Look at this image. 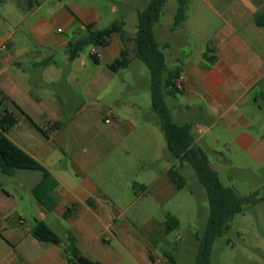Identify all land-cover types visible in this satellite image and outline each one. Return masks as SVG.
Here are the masks:
<instances>
[{"label":"crops","instance_id":"1","mask_svg":"<svg viewBox=\"0 0 264 264\" xmlns=\"http://www.w3.org/2000/svg\"><path fill=\"white\" fill-rule=\"evenodd\" d=\"M204 1L211 7L207 16L219 17L221 24L204 35L201 60L195 62L178 50L181 40L186 41L189 17L172 32L175 10L171 23L160 32L166 37L158 41L169 44L164 50L166 61L167 57L172 60L168 69L182 67L178 82L181 93L167 97L166 102L174 121L192 123L194 129L204 131L196 118L204 120L212 115L225 120L227 128L244 126L250 120L240 107L255 104L264 109V25L259 24L263 21L260 17L264 18V0ZM41 2L27 12L16 5L27 18L26 31L12 27L9 34L0 32V88L20 108L11 103L7 106L17 118L7 136L49 172L47 177L31 170L2 175L0 264H67L63 244L39 242L32 236L36 220L46 222L63 240L68 231L73 233L89 259L117 264L119 256L113 243H120L128 251L134 247L129 224L119 218L120 210L134 199L130 182L121 190L108 179L112 172L109 167L123 141L131 146L143 141L124 139L122 134L124 129L132 132L137 127L141 121L138 113L147 108L136 99L129 100V105L123 101L124 85L129 81L120 78L123 70L112 72L108 65L124 48L133 50L134 44L114 35L109 46L93 47L89 53L91 59L95 51L98 63L83 52L72 58L67 51L70 40L83 34L87 25L101 30L100 11L94 6L68 7L57 0L50 18L32 20L43 6ZM118 5L111 8L112 13L119 12ZM19 32L25 34L26 41L14 40ZM125 32L128 38L135 37L136 30ZM207 49L212 50L209 57H216L212 64L204 59ZM55 50L60 51L59 57L54 55ZM46 60L50 64L39 65ZM127 109L136 117H124ZM109 116L111 121L107 123ZM141 122L145 125L148 121ZM235 142L264 158L263 139L258 141L244 132ZM165 159L167 165L158 180L149 186L139 185L143 191H177L167 175L176 162L168 156ZM187 165L181 170L184 176ZM72 206L73 212L66 216ZM148 253L152 260L150 250Z\"/></svg>","mask_w":264,"mask_h":264},{"label":"rangeland","instance_id":"2","mask_svg":"<svg viewBox=\"0 0 264 264\" xmlns=\"http://www.w3.org/2000/svg\"><path fill=\"white\" fill-rule=\"evenodd\" d=\"M61 1L68 7L73 4L96 7L102 17L100 29L110 26L115 21H123L125 29L135 31L139 12L144 10L151 0ZM56 2L57 0L51 2L42 0L43 6L32 20L40 16L50 18ZM117 5L119 12L112 13L111 8ZM177 6V0H168L161 21L156 26L159 41L165 39L166 34L160 32L171 23ZM210 10L211 7L204 0H192L189 4L187 11L189 23L185 26V39L188 43L181 40V47L178 50L189 54L195 62L201 60L204 35L221 24L219 17L207 16ZM26 20V16L11 1L0 5V32L5 31L9 34L12 27L26 31L28 28ZM14 40L26 41L25 34L19 32ZM92 49L93 47H88L83 51L89 59ZM54 55L59 57L60 51L55 50ZM171 64L172 60L167 57V67ZM122 74L119 75L120 78L122 76L129 81L128 85H124L123 101L128 104L131 99L138 100L147 108L138 113L140 120L148 122L143 125L140 121L132 132L124 129L122 134L124 139L129 137L143 141L134 146L123 141L118 153L112 156V165L109 167L112 172L108 179L116 183L121 190L130 182L131 196L134 199V202L127 208H122L119 214V218L129 224L128 232L133 239L134 247L128 251L120 243H113L119 256L117 264H200L199 238L206 230L210 212L207 191L199 183L189 165L184 169L186 188L174 194L162 193L157 189L143 191L139 186L143 183L149 186L158 180L160 171L167 165L165 156L169 158L171 156L167 153V141L153 109L148 85L151 75L147 65L137 59L133 66L123 70ZM240 109L250 120L247 125L227 128L226 121L220 120L219 116L212 115L204 120L196 118L206 129L201 131L196 127L194 136L197 145L205 151L212 168L218 172L225 186L233 187L241 196L255 192L262 195L264 158H259L251 150L238 145L235 138L247 132L258 141L264 140V109L260 110L259 105L255 104L249 107L245 105ZM123 115L127 118L136 117L129 109L125 110ZM169 214L179 220L178 228L168 230ZM149 250L152 260L149 258ZM211 263L264 264V201L247 206L244 213L235 216L230 231L216 239L211 251Z\"/></svg>","mask_w":264,"mask_h":264},{"label":"trees","instance_id":"3","mask_svg":"<svg viewBox=\"0 0 264 264\" xmlns=\"http://www.w3.org/2000/svg\"><path fill=\"white\" fill-rule=\"evenodd\" d=\"M7 0H0L4 3ZM22 11H30L39 4V0H11ZM178 6L174 15L171 31L174 32L187 20V11L192 0H177ZM168 0H151L147 7L138 14L136 34L133 39L126 36L123 21H115L109 27L95 30L92 25H87L83 34L70 40L67 51L72 58H76L88 47H107L114 35H120L124 42L132 41L134 49L124 48L119 58L108 65L112 72L127 69L133 59L145 63L150 71V90L154 112L160 120V127L167 141V152L176 162L167 171V175L177 191L187 186V179L182 174V168L189 164L199 183L206 189L210 212L205 232L200 236V264L211 263V251L216 239L222 237L231 229V222L236 215L245 212L247 206H253L264 201L263 194L255 192L247 196H241L233 187L225 186L218 174L212 168L210 160L195 142L193 136L194 125L192 123L179 124L174 121L171 111L166 102L167 97H176L181 93L178 82L182 76V67L176 66L168 69L164 50L169 47L168 43L161 44L155 34V28L161 21L164 8ZM259 21L260 25H264ZM211 49L204 53V59L210 64L216 61V57L209 54ZM91 59L99 62L96 54H91ZM49 61H43L39 65L46 66ZM262 99L264 101V92ZM11 103L19 110L17 104L0 88V190L3 189L2 175L13 176L16 170H31L42 172L44 177L49 175L46 168L16 145L8 136L10 128L17 123V118L8 110ZM34 124V123H33ZM35 125V124H34ZM92 207L94 204L89 201ZM74 207H68L66 216L73 212ZM180 226L177 218L168 215V230ZM32 236L43 243L64 245V253L67 264H102L86 257L78 246L76 236L67 232L66 240L55 233L49 225L36 220L32 228Z\"/></svg>","mask_w":264,"mask_h":264},{"label":"built area","instance_id":"4","mask_svg":"<svg viewBox=\"0 0 264 264\" xmlns=\"http://www.w3.org/2000/svg\"><path fill=\"white\" fill-rule=\"evenodd\" d=\"M92 54H95V51L93 50V53ZM110 121H111V116H109L108 118H107V120H106V122L107 123H110Z\"/></svg>","mask_w":264,"mask_h":264}]
</instances>
